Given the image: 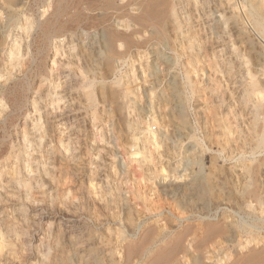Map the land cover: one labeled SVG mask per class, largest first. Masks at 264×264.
I'll return each instance as SVG.
<instances>
[{"label": "rangeland", "instance_id": "rangeland-1", "mask_svg": "<svg viewBox=\"0 0 264 264\" xmlns=\"http://www.w3.org/2000/svg\"><path fill=\"white\" fill-rule=\"evenodd\" d=\"M52 1L0 0V264H144L124 262L120 240L173 207H204L241 241L264 239V142L249 129L257 120L264 137V112L257 92L238 105L248 71L264 93V0H172L179 28L133 36L117 55L99 26L45 48ZM137 126L156 135L143 142ZM231 249L222 241L201 264Z\"/></svg>", "mask_w": 264, "mask_h": 264}, {"label": "bare ground", "instance_id": "bare-ground-1", "mask_svg": "<svg viewBox=\"0 0 264 264\" xmlns=\"http://www.w3.org/2000/svg\"><path fill=\"white\" fill-rule=\"evenodd\" d=\"M221 4H223V2H221ZM208 7L209 11L213 13L218 12L216 4ZM177 18L175 4L172 0H53L51 11L45 19V48L48 49V45L54 37H65L69 33L75 32L77 29L86 33L91 26H99L102 30L101 34L103 36L105 49L112 55H117L120 49L124 50L128 48L131 43V45H134L133 36L138 37L146 32L150 34L164 33L168 30L167 26L170 25H168V23L174 21H176V25H174L173 28L175 30L178 29ZM229 19H231V21L227 23ZM116 22L122 25L124 29L117 28L118 26L116 27L114 25ZM224 22V24H227L228 30L233 31L236 19L232 20V18L228 17ZM222 25L219 22L216 27H213L215 31L211 32V34L214 33V37H221L222 34H220V32ZM39 27L40 23L37 22L36 28ZM262 31L264 32V29H262ZM234 39L236 40V38ZM211 42L208 40V44ZM234 48L237 50L238 46L235 45ZM59 49L60 48H57L55 53H57ZM35 59L36 57L32 55V60L34 61ZM212 65V63H209V66ZM248 74L250 75V82L245 90L244 97L238 102V105L240 106V104L246 102L252 93L257 92L259 98L257 102L255 101L256 106L254 107L259 114L263 113L264 93L260 90L262 82L258 79L256 80L254 78L255 74H252L250 71H248ZM89 86H91V84H89ZM92 99V92L90 91L88 93V100ZM20 105V110H22L26 105V100ZM207 114L208 117H212L213 115L210 107L207 109ZM7 121L8 117L4 116L2 122L5 123ZM50 121L51 119L49 115H47L45 118L47 131L51 130ZM151 125L152 124L149 126ZM149 126H146L147 131L145 133L141 130V126H137L138 130L135 131L140 132V134L143 133V142L149 140L151 135L153 137L156 135L153 128L149 129ZM249 129L252 130L253 136H257L255 144L258 146L263 144L264 137L261 134L263 126L259 124L257 120H254L249 126ZM253 136L250 140H252ZM133 154L139 155L140 152L135 151ZM142 156L144 155L142 154ZM251 169L250 174L252 176L255 168L252 167ZM162 178L164 179L165 177ZM25 187H29V184H25ZM165 188L166 187L163 189L166 190ZM256 193L254 180L251 178V186L247 188L245 197L248 199L255 198ZM240 200L242 201V199ZM168 212L166 216H163L165 218L161 226L158 224V226L153 225L144 228L141 226L136 234L137 224H134L135 229L132 233L134 237L129 238L127 241L125 240L122 242L120 240L119 242L120 247L118 249V254L124 262L127 263L135 259L140 263L143 261L144 264H182L183 260L192 257L195 264H201L202 260L211 258L212 252L216 251L211 252V250H214L217 244L224 241L229 243L232 252L226 253L222 260H218L220 264H264V239L252 236L251 238H247L244 242L241 241V236L238 237L239 235H236L232 228L223 223L225 220L222 222L221 220L223 219L219 220L217 217V221L210 219V211L204 207H195L193 210L173 207L168 209ZM168 218L176 222L177 229H173L167 225ZM240 232L243 235L248 233L245 232L243 228H240ZM248 234H251V232ZM1 238L0 249L9 245L3 241V233ZM236 246H241V251L234 249Z\"/></svg>", "mask_w": 264, "mask_h": 264}]
</instances>
